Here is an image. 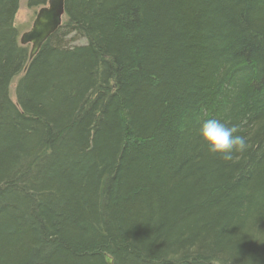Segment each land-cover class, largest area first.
<instances>
[{
    "label": "trees",
    "instance_id": "trees-1",
    "mask_svg": "<svg viewBox=\"0 0 264 264\" xmlns=\"http://www.w3.org/2000/svg\"><path fill=\"white\" fill-rule=\"evenodd\" d=\"M20 2L0 0V264H264V0H62L32 59ZM208 118L247 151L212 154Z\"/></svg>",
    "mask_w": 264,
    "mask_h": 264
},
{
    "label": "clouds",
    "instance_id": "clouds-1",
    "mask_svg": "<svg viewBox=\"0 0 264 264\" xmlns=\"http://www.w3.org/2000/svg\"><path fill=\"white\" fill-rule=\"evenodd\" d=\"M238 131L237 126H228L215 118L204 119L198 129L208 150L224 161L233 160L235 154L244 153L249 147L246 137L237 134Z\"/></svg>",
    "mask_w": 264,
    "mask_h": 264
},
{
    "label": "water",
    "instance_id": "water-1",
    "mask_svg": "<svg viewBox=\"0 0 264 264\" xmlns=\"http://www.w3.org/2000/svg\"><path fill=\"white\" fill-rule=\"evenodd\" d=\"M47 5L49 6L48 8H44L39 12L32 30L22 38V45L32 44L30 59L36 55L46 38L61 26V18L64 15L62 0H49ZM105 258L107 264L114 263L112 257L105 256Z\"/></svg>",
    "mask_w": 264,
    "mask_h": 264
},
{
    "label": "rangeland",
    "instance_id": "rangeland-1",
    "mask_svg": "<svg viewBox=\"0 0 264 264\" xmlns=\"http://www.w3.org/2000/svg\"><path fill=\"white\" fill-rule=\"evenodd\" d=\"M28 2L29 0H21L20 4H19V12L16 16V20H15V28L18 30V40L19 43L21 44V46L26 47L30 52L32 49V44L31 43H27V44H23L22 45V38L25 34L29 33L32 30V27L36 21V19L38 18V14L39 12L44 9V8H48V5H45L44 7H33L30 8L28 7ZM66 22V16H62L61 18V24H64ZM78 43H82V41H78ZM76 43V44H78ZM19 80V78H16L14 80V82L12 83V87L10 89V96L12 101L15 103L16 102V97L15 95V87H16V83Z\"/></svg>",
    "mask_w": 264,
    "mask_h": 264
}]
</instances>
